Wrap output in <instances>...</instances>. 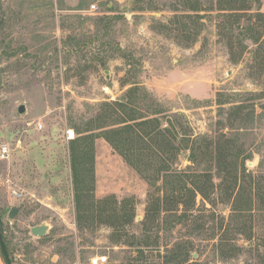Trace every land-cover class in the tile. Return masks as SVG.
Segmentation results:
<instances>
[{"label": "rangeland", "instance_id": "1", "mask_svg": "<svg viewBox=\"0 0 264 264\" xmlns=\"http://www.w3.org/2000/svg\"><path fill=\"white\" fill-rule=\"evenodd\" d=\"M239 4L0 0V150L9 148L0 227L12 264H89L95 255L108 264H264V0H247L244 31L220 9ZM116 15L107 33L97 31L99 18ZM117 100L137 117L160 118L177 148L143 152V166L209 173L207 199L153 204L144 221L147 182L98 137L90 194L129 198L135 217L100 213L109 200L78 225L67 130H86ZM41 223L47 233L33 236ZM120 223L126 233L116 241Z\"/></svg>", "mask_w": 264, "mask_h": 264}, {"label": "trees", "instance_id": "2", "mask_svg": "<svg viewBox=\"0 0 264 264\" xmlns=\"http://www.w3.org/2000/svg\"><path fill=\"white\" fill-rule=\"evenodd\" d=\"M222 1V0H219ZM240 4L237 8H220L223 11L228 10V13H223V16L231 18L232 26H237L240 31H244L242 18L248 12L247 0H239ZM255 16H261L259 11L255 12ZM120 16H105L99 18L97 23V31L107 33L111 27V21L120 19ZM234 30V29H233ZM104 43V42H103ZM102 45H106L104 43ZM106 49H103L105 51ZM102 51V48H101ZM233 49L231 48V52ZM136 90V88H134ZM134 89H131L130 94ZM85 124L86 130L74 128L73 137L69 141L70 153V169L72 176L73 195L75 202L76 221L80 227L82 223L90 218L92 211H95L96 205L108 204L112 200L113 204L110 208L100 210V213H111L117 218L122 216L128 217V222L131 223L135 217V206L130 203L128 208L129 198H124L118 202L115 196L109 195L102 199L95 200L91 193V188L87 187V182H93L92 169H88V163L94 161V141L96 138H103L111 148L119 154L123 160L131 166L139 175L147 182L148 190V205L144 216V221L147 219L151 206L156 204L163 210H170L169 205L174 201L177 205L187 206L189 201L194 202L197 194L204 199L209 197V183L211 177L207 172H188L186 170H171L169 168L159 169L155 174L148 168H145L141 162L140 154L143 152H154L160 156H164L167 151L171 152L177 149L171 143L164 133V129L160 125V118L157 116H141L137 117L133 114V109L129 102L122 100L104 102L98 114L89 118ZM166 163L165 160L162 161ZM190 168V166H188ZM89 173L91 175L89 176ZM161 180V184L158 182ZM92 196V202L88 205H82L85 198ZM173 203V202H172ZM174 203V204H175ZM127 220V219H126ZM113 226L117 240L122 239L126 233L125 224L120 223ZM6 247V246H5ZM140 249V250H139ZM7 250V249H6ZM1 251V249H0ZM141 253L143 248H138ZM184 255L189 253V250H184ZM2 253V252H1ZM3 256V254H2Z\"/></svg>", "mask_w": 264, "mask_h": 264}, {"label": "water", "instance_id": "3", "mask_svg": "<svg viewBox=\"0 0 264 264\" xmlns=\"http://www.w3.org/2000/svg\"><path fill=\"white\" fill-rule=\"evenodd\" d=\"M25 111V107L23 104L19 105L18 107V112L19 113H23ZM17 211V208H12L9 212V217L11 218L13 216V214ZM49 229V226L45 223H41V224H38V225H35V226H32L30 228V233L33 235V236H42V235H45L47 233ZM0 249H1V252L3 254V258L6 262V264H12L10 258H9V255H8V251L6 250V247H5V243L3 241V236H2V232H1V227H0Z\"/></svg>", "mask_w": 264, "mask_h": 264}, {"label": "built area", "instance_id": "4", "mask_svg": "<svg viewBox=\"0 0 264 264\" xmlns=\"http://www.w3.org/2000/svg\"><path fill=\"white\" fill-rule=\"evenodd\" d=\"M93 11L97 9L96 5H91ZM41 125H39V128ZM74 137L73 130H67V138L72 139ZM9 153V148L7 146H3L0 150V158H4ZM89 264H108L107 256L95 255L89 258Z\"/></svg>", "mask_w": 264, "mask_h": 264}]
</instances>
